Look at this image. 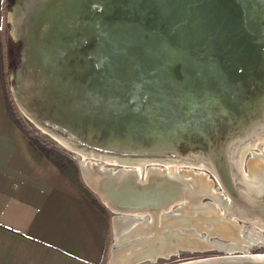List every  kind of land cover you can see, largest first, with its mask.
Returning <instances> with one entry per match:
<instances>
[{
	"label": "rangeland",
	"instance_id": "1",
	"mask_svg": "<svg viewBox=\"0 0 264 264\" xmlns=\"http://www.w3.org/2000/svg\"><path fill=\"white\" fill-rule=\"evenodd\" d=\"M108 1L114 11L124 3V0ZM209 1L193 0L197 25L191 30V41L174 48L172 60H167L172 52L170 54L168 44L163 39L164 33H170V27L175 26L170 11L165 16L160 8V0L130 1V16L138 20L140 28L129 33L120 28L111 34L113 43L124 41L126 46L124 57L116 64V75L111 80L110 107L106 113L111 126H95L97 124L92 122L86 127L88 130L82 139L54 129L51 122L41 119V110L35 104L31 106L28 103L35 102L38 94L26 97L23 91L17 89V85L22 88L24 85L18 83L17 74L22 57L26 56L22 55V49L18 54V41L22 40L27 29L35 36L32 28L39 29L40 25L36 27L32 23L34 19L29 13L31 6L25 4L27 0H12L8 9L4 10L5 23L0 40V84L7 112L9 110L21 130L44 150L58 151L72 159L78 166L80 180L102 202L99 193L92 187L91 179L94 176L83 171L87 166L92 170L94 167L100 169L110 183L109 192L121 203L120 209L109 206L111 211L108 212L112 219L110 249L100 264H112L110 259L113 251L119 250L120 256H123L125 253H135L140 245L144 247L139 254L144 255L131 264H178L226 256L253 259L252 255H264V228L261 225L264 206L259 208L261 204L249 200L238 189L245 185L255 188L253 186L259 185V181L262 183L264 179V140L249 144L247 141L251 133L239 136L237 132L246 120L260 117L256 126L261 124V136L264 135L261 118L264 114V92L261 93L264 80L257 78V71L250 64L252 57L259 56V50L251 38L258 23L257 13L254 11V0L215 1L217 11L225 19L227 15L231 16L235 25L238 58L233 57L230 61L228 50L232 47L228 46L224 53L218 45L211 44L210 36H216L217 32L206 33V41L204 39L205 22L209 19ZM53 2L57 3L56 0ZM99 2L90 0L88 4L94 13L100 8ZM152 4L154 8L150 13L148 10ZM61 5H58L59 9ZM15 6H19L20 12L18 26L21 35L17 36L12 32L10 17ZM66 13H58L62 14L61 18L56 19L58 15L54 18L60 23L61 30L66 27L64 24H70L74 19L72 14ZM148 17L161 20L160 32L154 34L153 39H149ZM89 18L90 21L94 19L93 15ZM220 30L224 36L230 37L231 28L226 22ZM80 36L89 43H84L87 48H93L98 40L102 42L106 38L100 29L81 31ZM101 53L100 49L99 57L102 58ZM220 54L224 57L219 58ZM150 60L155 65L154 69H160L163 73L157 81H151L148 74L150 68L145 69ZM100 62V67H103ZM138 83L140 86L137 88ZM53 87L61 88L57 82ZM36 90L37 87L33 88V92ZM138 95H142L140 101ZM127 103L136 104L138 108L133 117L123 106ZM29 113L40 122L49 123L52 131L35 121ZM82 120L84 124L91 121L87 116ZM235 131L236 137L231 139L235 146L231 148L232 157H229L223 149V143ZM54 133L67 138L74 145L62 143ZM240 146L245 147V151L238 158L235 153ZM83 149L101 155L84 154ZM193 150L200 152L199 157H196L197 162L184 160ZM108 154L118 158L131 156L135 160L144 156L150 158L140 166L137 162L111 161ZM235 157L239 159L241 171L233 168L236 170L233 174L231 168L237 166ZM208 165L213 166V170ZM253 165L258 170L262 168L258 178L263 179L259 178L258 183L250 181L249 167ZM231 177L237 180L238 188H235L237 186ZM181 188L185 189V196L178 199L177 193ZM251 195L255 194H248ZM169 201H172L170 206L161 209ZM148 202L160 206L156 217L149 211L129 209H136L135 206ZM254 209H260V214ZM228 229L233 233L229 234ZM183 239H195L205 245L198 248L183 246L165 255L152 256L154 252L151 246L158 243L168 245ZM120 261L118 258L114 264L125 262Z\"/></svg>",
	"mask_w": 264,
	"mask_h": 264
},
{
	"label": "water",
	"instance_id": "2",
	"mask_svg": "<svg viewBox=\"0 0 264 264\" xmlns=\"http://www.w3.org/2000/svg\"><path fill=\"white\" fill-rule=\"evenodd\" d=\"M27 1L25 4L29 7L31 6L29 13L34 19L33 22L31 20L30 22L34 23L36 27L39 25L40 27L39 29L32 28L35 36H32L33 33L30 30L28 31V29L26 34L22 36V55H30L29 71L25 76L24 85L22 84L23 88L17 85V89L23 91L26 97L38 94L35 102L28 101L29 105L35 104V107L41 110L39 112L41 119L51 122L54 129L58 131H66L76 138L82 139L88 130L86 127L92 125V122L97 124L95 126L106 124L110 127L111 120L106 113L108 114L110 107L111 80L116 75V64L124 57V50L126 49L124 41L113 43L111 34L120 28L124 29L126 33L140 28L138 20L134 16H130L128 5L131 0H124L123 5L119 6L116 11L111 7L108 0H100V8L97 13H94L92 7L88 5L90 0H56V4H54V0ZM160 1V8L165 13V16L170 11L169 14L175 22V26H171L169 29L170 33H164L163 35L165 43L168 44L170 54L172 52L167 57V60H172V55H175L174 48L186 45L188 41H191V30L197 25L193 0ZM215 1H209V9L207 10L209 19L205 22L204 39L206 41V33L209 34L215 31V34L217 32L216 36L209 35L212 39L211 44L218 45V48L224 53L227 52L228 46L232 47L231 50H228L230 52L228 57L232 61L234 58H238L239 48L236 42L235 25L232 23L231 16L227 15L225 19L217 11ZM62 3L63 5H61ZM59 4L62 6V8L60 6V9L58 7ZM253 6L254 11L257 13L258 23L251 38L256 44V49L259 50V56L252 57L250 64L257 71V78L264 80V0H254ZM152 7L153 4L148 12L151 13L153 11ZM86 11L87 13L85 14ZM64 12H67L66 14L68 15L69 13L72 14L74 19L70 24H64L66 27L61 30L62 28H59L60 23L54 18L58 13ZM59 15L56 19L58 17L61 18L62 14ZM90 15H93L94 18L91 21L89 20ZM49 22L50 24H48ZM224 22L231 28L230 37L224 36L220 30ZM147 24L150 27L149 39H153V35L160 32L161 20L155 17H148ZM96 29L102 31L106 37L105 41L101 42L98 40L93 48H87L84 43L88 45L89 43L82 40L80 33L81 31L86 30L87 32ZM171 46L173 47L172 49ZM100 49L102 50V58L101 56L99 57ZM221 51L220 53H222ZM218 57L224 56L220 54ZM99 60L102 61L100 63H103V67H100ZM20 66L21 63L19 68ZM154 67L152 60L147 62L145 66V69L150 68L148 74L151 81L161 79L163 74L160 69L155 70ZM153 74L156 76L154 77ZM55 82L59 83L61 88H54ZM139 86L138 83L137 88ZM36 87L37 90L33 92V88ZM263 92L264 90L261 91L262 94ZM137 99L140 101L142 95ZM123 106H125L130 117H133L134 113L138 111L136 104L127 103ZM85 116L91 120L86 122V124L82 120ZM93 170L97 176L94 174V177L98 180L99 186L97 187L106 193L105 195L112 205L111 208L120 209L121 203H118V199L109 192L110 183H108L103 172L95 167ZM98 178H100V182ZM116 181H119V178ZM234 195L236 196V192H234ZM152 203L156 209L159 207L154 202L139 204L135 207L142 208ZM156 209L154 212L158 211ZM228 259L226 262L219 261V263L215 264H264V261H251V259Z\"/></svg>",
	"mask_w": 264,
	"mask_h": 264
},
{
	"label": "crops",
	"instance_id": "3",
	"mask_svg": "<svg viewBox=\"0 0 264 264\" xmlns=\"http://www.w3.org/2000/svg\"><path fill=\"white\" fill-rule=\"evenodd\" d=\"M4 23L0 0V40ZM101 204L10 119L0 84V264H100L112 226Z\"/></svg>",
	"mask_w": 264,
	"mask_h": 264
},
{
	"label": "bare ground",
	"instance_id": "4",
	"mask_svg": "<svg viewBox=\"0 0 264 264\" xmlns=\"http://www.w3.org/2000/svg\"><path fill=\"white\" fill-rule=\"evenodd\" d=\"M18 7L19 6H15V8L13 9V11L11 13V16H10L11 19H12V25H13L12 32H13V34L15 36H17V35H19L21 33L20 32V29H19V26H18V20H19L18 18L20 16V12H19ZM28 44H29V42H28ZM29 58H30V55H26V56H23L22 57L21 66H20L19 71H18V74H17V81H18V83H22L23 84L24 81H25V76L27 75V73L29 71ZM20 104L24 108V106H23V104L21 102H20ZM29 115L35 121L41 123V125L44 126L46 129L52 131L51 128H50L51 126H50L49 123H47V122H40V120H37V118L33 114H30L29 113ZM255 118H257V121L255 120ZM259 118L260 117H253L250 121L246 120V122H244V124L242 126V129L239 130V131H237L239 133L238 134L239 136H242V135L251 133V137H249L248 138L249 140L247 141V142H249V144L256 143L259 140H264V137H263L264 135L261 136L262 135L261 134V129H262L261 124L259 125V127L256 126V125H258ZM261 118L263 119V122H264V114L261 116ZM237 132L236 131L233 132L234 135H231V137L233 136V138L227 137V139H228L227 142L225 141L223 143V145H224L223 146V149L226 150V152L229 154V157H232L230 155L231 148H233L235 146L234 143L231 141V139L232 140L235 139V137H236L235 135H236ZM54 135H56V137L62 143L66 144V145H69V146H73L74 145L69 140H66L67 138H65V137H63V136H61V135H59L57 133H54ZM258 136H260V137L258 138ZM244 148L242 146H240V148L236 151L235 155L238 154V156H239L238 158H241L243 156V153H244L243 151H245ZM82 153H84V154H92V155L93 154L101 155V154L96 153L94 151H85L84 149H83ZM186 155L188 156V154H186ZM199 155H200V152L198 150H195V151L193 150V152H189L188 158H185L184 160L189 159L190 162L196 163L197 162L196 157L197 156L199 157ZM107 157L111 161H113V160H115V161L121 160V161H124V162H137V163H139L140 166H143V164H145V160L147 158H150V157L144 156V158L135 160L131 156L130 157H124V158H120V157L118 158L117 156H109V154H108ZM238 158L237 157L234 158L237 161V166H233L231 168V172L233 174H235V171H236V170H234L235 168H237V170H240L241 171V166H240L241 164H240V162H238L239 161ZM233 165H234V163H233ZM208 167L212 169L213 166H211V165L209 166L208 165ZM249 169H250V176H251L250 181L253 182V183H258L257 181H259L258 179L260 178V177L258 178V175H261L260 172H262V168H259V170H258V167H256L255 165H253L252 167H249ZM263 169H264V166H263ZM83 171L84 172H89L93 176L95 174L94 173V170H92V168H89L88 166L87 167H84L83 168ZM119 175H122L123 176L124 174L119 173ZM231 178L234 179V177H231ZM261 179H263V177H261L260 180ZM91 181H92L91 183H92L93 189L94 190H97L96 192L99 193V195L102 198V200L106 204H108L110 207H112V205L110 204L109 200L107 199V196L105 195L106 193L102 189H99V187H97V186H99L98 183H97L98 180H96V179H94V177H92ZM99 182H100V179H99ZM234 184H235V186H237V180L235 181V179H234ZM242 184H243V182H242ZM258 184L259 185H254L253 186L255 188H251L248 185H245L244 188H238V186L235 187V188L240 189V191L242 193H244L245 194V197H247L249 200H252L253 202L258 203V205L261 204V205H259V208H261L262 206H264V179L262 180V183H261V181H259ZM157 190H158V188H157ZM184 191H185V189H183V188H181L179 190V192L177 193V198L178 199H180V198L182 199L185 196V192ZM250 193H254L255 195L248 196V194H250ZM172 201H174V200H172ZM172 201H169L164 206H161V209H163L164 207L165 208L166 207H169ZM153 206H154V204L152 203L149 206H145L144 208H136V209L135 208H129V209L135 210L136 212L149 211L153 217H156L155 214L158 213L160 206L157 207V209H156V207H153ZM155 209L158 210V211L157 212H154ZM259 210L258 209L255 210L258 213V215L260 214L259 213L260 212ZM262 210L261 211L264 214V207H262ZM261 225L264 228V220L262 221ZM229 228H231V226ZM228 233L231 234V233H233V231L232 230L229 231V229H228ZM204 245H205L204 243L198 242V240H195V239H187V240H184L183 239V241L176 242V243H172V244H168V245H163V246H162L161 243H158V244H155L154 246H151L152 247V251L154 252V254L152 256L158 255V254L159 255H161V254L162 255H165V254H167L169 252H174L177 248H180V247H183V246L188 247V248H198V247H204ZM143 247H144V245H140L139 246V249L137 248V250H136L135 253L134 252H129L128 254L127 253L123 254V256H120V252H118L119 250H117L116 252L113 251L112 258H111L112 264H114L118 258L121 259V261H125L124 263L122 262V264H131V263H133L135 260H137L138 257H142L144 255V254H139V253H141L140 250L143 249ZM138 250H139V252H138ZM124 251H126V250H124ZM229 257L230 256L217 257V258H203V259H196V260L186 261V262H182V263H178V264H200V263H202V264H207V263H209V264H215V263H219V261L226 262L227 260H229L228 259ZM251 257L253 258V259H251V261L252 260L264 261V255H262V254L261 255H252ZM237 259L238 260H241L240 258H237ZM121 261H120V263H121Z\"/></svg>",
	"mask_w": 264,
	"mask_h": 264
},
{
	"label": "trees",
	"instance_id": "5",
	"mask_svg": "<svg viewBox=\"0 0 264 264\" xmlns=\"http://www.w3.org/2000/svg\"><path fill=\"white\" fill-rule=\"evenodd\" d=\"M10 1L12 0H4V10L8 9V5L10 4ZM18 54L20 53V49L22 48V40L18 41ZM8 115L10 119L20 128L17 121L12 117L8 110ZM21 129V128H20ZM29 137V136H28ZM30 138V137H29ZM33 143L44 153L46 154L53 162L54 164L66 175L68 176L72 182L90 199V201L99 209L104 210L103 205L99 200H97L96 197H94L91 193V191L84 185V183L80 180L79 174H78V166L75 164V162L65 156L64 154L58 152V151H52L50 149L44 150L40 145H38L32 138H30Z\"/></svg>",
	"mask_w": 264,
	"mask_h": 264
}]
</instances>
